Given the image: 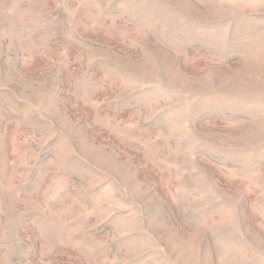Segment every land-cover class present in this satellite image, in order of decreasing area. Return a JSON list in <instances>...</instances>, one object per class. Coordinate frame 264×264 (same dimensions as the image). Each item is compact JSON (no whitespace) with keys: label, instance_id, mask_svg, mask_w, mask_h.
<instances>
[{"label":"rangeland","instance_id":"374dc122","mask_svg":"<svg viewBox=\"0 0 264 264\" xmlns=\"http://www.w3.org/2000/svg\"><path fill=\"white\" fill-rule=\"evenodd\" d=\"M0 264H264V0H0Z\"/></svg>","mask_w":264,"mask_h":264}]
</instances>
